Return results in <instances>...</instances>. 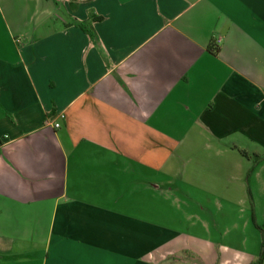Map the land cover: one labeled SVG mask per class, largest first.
<instances>
[{"label":"crops","instance_id":"1","mask_svg":"<svg viewBox=\"0 0 264 264\" xmlns=\"http://www.w3.org/2000/svg\"><path fill=\"white\" fill-rule=\"evenodd\" d=\"M256 224L264 0H0V264H250Z\"/></svg>","mask_w":264,"mask_h":264},{"label":"trees","instance_id":"2","mask_svg":"<svg viewBox=\"0 0 264 264\" xmlns=\"http://www.w3.org/2000/svg\"><path fill=\"white\" fill-rule=\"evenodd\" d=\"M215 51H217V50H215ZM242 154L253 161L252 168L247 173V178H249V176L253 172L256 164H258L262 160L263 156L258 155V154H254V153L251 154V153H248L246 151H242ZM249 195H250V201H252L250 191H249ZM256 227L260 231V234H261V250H260L259 257L256 260H254L253 262H251L250 264H263V261H264V226L256 224ZM187 254H189V253H187ZM189 255L191 256V254H189ZM193 257L196 258L197 256H193Z\"/></svg>","mask_w":264,"mask_h":264},{"label":"rangeland","instance_id":"3","mask_svg":"<svg viewBox=\"0 0 264 264\" xmlns=\"http://www.w3.org/2000/svg\"><path fill=\"white\" fill-rule=\"evenodd\" d=\"M191 213H194V215L197 214L196 211H188V212H186V211H172L171 212V218H172L174 224L177 223L180 226L179 229H184V230L196 232L197 231L196 227L187 226L186 221H183L181 219L182 216L187 215V214H191ZM206 215H208V214H206ZM176 227L178 228V226H176ZM212 229L217 230L216 228H212Z\"/></svg>","mask_w":264,"mask_h":264},{"label":"built area","instance_id":"4","mask_svg":"<svg viewBox=\"0 0 264 264\" xmlns=\"http://www.w3.org/2000/svg\"><path fill=\"white\" fill-rule=\"evenodd\" d=\"M62 117H64V115H62ZM48 123H49V122H48ZM60 125H61V124H60L59 122H56V123L53 124V126L56 127V128L60 127Z\"/></svg>","mask_w":264,"mask_h":264}]
</instances>
